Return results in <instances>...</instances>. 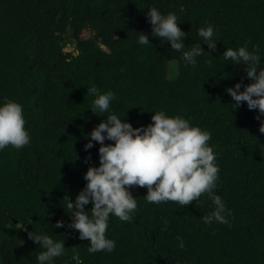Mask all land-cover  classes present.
<instances>
[{"label":"trees","instance_id":"1","mask_svg":"<svg viewBox=\"0 0 264 264\" xmlns=\"http://www.w3.org/2000/svg\"><path fill=\"white\" fill-rule=\"evenodd\" d=\"M151 7L177 15L185 50L200 44L212 56L192 67L152 38ZM208 25L215 51L198 35ZM139 32L152 45H139ZM244 46L264 67V0H0V103L24 106L31 135L29 146L0 152V264H37L43 249L33 232L65 242L54 264H74V253L83 264H264V134L258 110L245 102L235 111L226 92L252 82L246 66L222 57L226 47ZM92 86L115 94L109 112L90 110ZM157 111L211 133L220 169L214 191L233 214L230 224L203 222L215 207L206 195L189 206L157 205L145 200L146 187H133L132 222L109 221L115 251L89 254L90 241L67 227L66 207L86 186L88 168L99 166L100 145L86 152V136L109 114L141 128ZM61 220L65 227L55 228Z\"/></svg>","mask_w":264,"mask_h":264},{"label":"clouds","instance_id":"2","mask_svg":"<svg viewBox=\"0 0 264 264\" xmlns=\"http://www.w3.org/2000/svg\"><path fill=\"white\" fill-rule=\"evenodd\" d=\"M148 9L146 20L151 25V37L182 52L185 64L195 67L197 57L211 55V52L206 54L200 44L185 50L188 34L179 26L181 23L175 13L165 15L156 7ZM198 35L204 45L216 50L213 26L199 28ZM137 42L142 46L152 45L145 32L138 33ZM255 52H249L246 46L226 47L222 57L232 61L233 66H246V78L252 82L236 83L226 92L235 111L245 102L249 110H258L255 119L260 122L259 132L264 134V67H258L260 57ZM87 89L88 95L96 97L90 110L98 116V113L109 112L115 94L112 91L101 94L95 86ZM151 120L146 127L134 128L127 118L122 120L116 114H109L86 136V152L95 146L94 142L100 145L99 166L88 168L83 177L86 186L74 202L68 199L66 207L70 213L67 227L78 231L80 240L90 241L89 254L115 251L116 242L106 235L109 221L114 216L122 222H132L138 210L137 198L131 192L133 187H146L145 200L157 205L172 201L189 206L206 195L215 207L202 217L203 222L230 224L228 217L233 214L214 191L220 169L216 154L208 143L212 139L211 133L192 126L185 118L168 116L163 111L154 112ZM30 143L24 106L13 100L0 103V152L9 146L23 149ZM90 203L93 206L86 211ZM63 227V220L55 225V228ZM29 238L43 249L36 257L37 264H54L56 258L65 254V242L54 240L50 235L33 232ZM177 240L180 248H184L183 239L177 237ZM72 261L83 264L78 253L73 254Z\"/></svg>","mask_w":264,"mask_h":264},{"label":"rangeland","instance_id":"3","mask_svg":"<svg viewBox=\"0 0 264 264\" xmlns=\"http://www.w3.org/2000/svg\"><path fill=\"white\" fill-rule=\"evenodd\" d=\"M83 35H84V37H90V32L86 31V32H84ZM66 50L67 51H73L74 49L72 46H68Z\"/></svg>","mask_w":264,"mask_h":264},{"label":"water","instance_id":"4","mask_svg":"<svg viewBox=\"0 0 264 264\" xmlns=\"http://www.w3.org/2000/svg\"><path fill=\"white\" fill-rule=\"evenodd\" d=\"M28 229H29V231H31L32 230V227L31 226H28Z\"/></svg>","mask_w":264,"mask_h":264}]
</instances>
